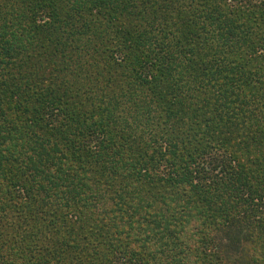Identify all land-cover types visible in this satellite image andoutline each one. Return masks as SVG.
Listing matches in <instances>:
<instances>
[{
  "label": "trees",
  "instance_id": "obj_1",
  "mask_svg": "<svg viewBox=\"0 0 264 264\" xmlns=\"http://www.w3.org/2000/svg\"><path fill=\"white\" fill-rule=\"evenodd\" d=\"M80 36L86 42L75 54ZM86 56H103V64L89 66L100 79L109 82L123 67L128 87L163 101L130 103L139 117L136 130L147 129L143 136L115 135L112 105L87 109L75 101L81 88L93 86L63 82L65 66ZM113 86L125 87L95 88ZM201 91L213 93L216 117L229 125L234 110L246 112L254 97L264 99V0H0V120L6 126L0 152L15 150L10 141L18 140L14 146L24 158L14 172L2 168L4 181H11L0 180V227L7 236L24 227L30 232L0 244V264H25L19 241L40 239L46 218L33 222L49 200L64 211L84 201L90 186L78 170L88 167L184 189L182 196L161 198L165 212L133 222V241H110L92 264H264V141L247 157L237 145L212 142L214 134L205 142L203 120L188 116ZM161 110L169 127L155 130L153 114ZM61 238L54 244L67 242ZM158 238L163 248L135 245Z\"/></svg>",
  "mask_w": 264,
  "mask_h": 264
},
{
  "label": "rangeland",
  "instance_id": "obj_2",
  "mask_svg": "<svg viewBox=\"0 0 264 264\" xmlns=\"http://www.w3.org/2000/svg\"><path fill=\"white\" fill-rule=\"evenodd\" d=\"M78 38L80 44L78 49L76 48L78 45L75 46V54L82 52V46L86 42L85 40L87 37L80 36ZM104 61L103 56L101 58L98 56L95 59L94 56H86L80 64L77 62H70L65 66L69 75L63 78L62 81L73 83L76 80L78 86H87L86 81H90L93 87L81 88L75 101L86 103L84 108L87 109L96 107L105 109L106 107H111V105L115 107L117 109L115 114L117 126L112 122L110 123V126L115 129L114 134L120 138L125 136L127 139L132 140L142 135L145 127L142 128V130H136V127H140L136 121V118L139 117L131 112L129 108L130 103H138L142 99L150 100L151 97L158 104L163 101L152 94L148 95V91L140 90L137 86L128 87L126 83L129 79V72L124 71L123 67L116 69L113 78L109 82H107V77L100 79L94 70H92L94 73L89 70L90 65L96 63L94 65L96 66L97 64H103ZM79 72H81L82 75H79ZM59 73L61 72H56V76L61 75ZM57 80L61 82L60 79ZM130 80H132V76ZM108 83H122L125 87H108L104 92L101 88H95L96 85L104 86ZM256 85L259 87V84ZM73 90L76 91V88H73ZM252 90L256 91L255 89ZM256 92H261V88ZM196 94H199V92ZM144 96L146 98H143ZM213 98V93L210 97L201 91L199 99H196L200 102L198 108L192 106L193 110L188 111V116L192 120L198 117L203 120L204 123H200V130L201 135H204V141L206 142L207 139H210V135L214 134L217 140L212 136L211 141L217 145H222V143L228 147H231L232 144L237 145V151L244 153L243 155L246 157L255 154L257 149L261 146V144L258 143L264 141V137L258 134L260 131L264 133V99L261 101L258 100L257 97H254L255 102L251 104V107L246 112L234 110L235 113L231 116L236 117L233 118V124L229 125L223 120H219L218 116L216 117L218 112L216 111L217 107L213 105ZM234 109H237L236 105ZM162 111L163 110L153 114L155 119V130H166L169 127L165 122V115ZM252 121H254V123H252ZM5 127L3 120H0V129H4ZM248 130H252L250 136L245 135ZM27 131L28 129L26 130V134L28 133ZM145 131H147V129ZM2 137L6 136L0 131V144H2L3 147L4 141ZM256 138L257 143H254ZM131 140L127 143L128 145H133ZM225 140H230V142H225ZM16 143H18V140L10 141L9 150H15L10 152L5 149V151L0 152V180L3 178L2 168L13 170L14 172V169L11 167L15 165V161L24 159L22 157L23 151L20 156L17 155L19 148L14 146ZM138 143H141V141H137V144L134 146L138 145ZM240 156L242 155L240 154ZM78 171L80 173H85L86 183L90 186V190L85 192L84 196H82L84 201H82L80 205L78 204L64 211L59 207L60 205L55 202L56 200H49L50 205L47 207V211L44 212L42 209L43 212L38 213L39 220L33 222V225L41 224L42 221H40V219L42 217L46 218L44 222L46 230L42 232L40 239H28L24 242L25 244L22 242L23 240L19 241L21 243L19 248L21 254L19 258L23 259L25 264L95 263V260L104 255V250L110 241L115 244H119L122 241L126 242V240L133 241L128 235L133 232L131 231V226L134 224L133 222L135 220L148 218L150 215L160 211L165 212L167 207L161 202L163 196L178 197L184 194L183 188L173 190L167 184H147L139 181L129 172L114 175L104 173L102 170L100 171L93 167H88L85 170L80 169ZM10 181L11 178L5 181L3 178V182L10 183ZM51 197L54 198V195H51ZM69 212L70 215H66V213ZM18 215V212L13 213L11 221L14 220V217H18ZM114 219L117 220V225H113ZM0 220H2L1 216ZM50 220L54 223L50 222ZM28 228L29 227H24L22 230L17 229L15 232H10L7 236L4 229L0 227V237L2 238V240L0 239V244L5 243V241H10L9 243L12 244L11 239L30 235L29 231L26 232ZM134 230V234L137 236L140 228L136 226ZM55 231H59V233L57 234ZM80 231H82L81 234ZM67 235L73 237L71 238ZM62 236L67 238V242H58V244H54L53 239L59 237V241H63L61 238ZM147 242H149V246L156 245L161 248L166 245L160 238L135 243V245L139 248H143V245ZM75 243L80 245L77 251L74 248L68 247V245ZM164 257L167 256H157V258Z\"/></svg>",
  "mask_w": 264,
  "mask_h": 264
}]
</instances>
